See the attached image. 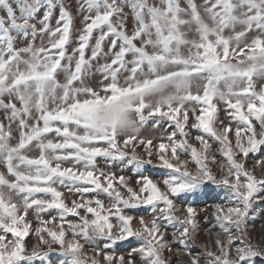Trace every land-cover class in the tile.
Returning <instances> with one entry per match:
<instances>
[{
  "label": "snow or ice",
  "instance_id": "6c2138e0",
  "mask_svg": "<svg viewBox=\"0 0 264 264\" xmlns=\"http://www.w3.org/2000/svg\"><path fill=\"white\" fill-rule=\"evenodd\" d=\"M261 203L264 0H0V264H255Z\"/></svg>",
  "mask_w": 264,
  "mask_h": 264
},
{
  "label": "rangeland",
  "instance_id": "374dc122",
  "mask_svg": "<svg viewBox=\"0 0 264 264\" xmlns=\"http://www.w3.org/2000/svg\"><path fill=\"white\" fill-rule=\"evenodd\" d=\"M66 2L69 5H72V4H74L75 0H66ZM76 23H77V27L79 28L80 22H79L78 17H77ZM124 173L135 178L134 170L125 169ZM147 174L153 176V178H156V179L161 178L160 170H158V169H151ZM213 195H215V193ZM69 198H71V197H69ZM222 200H223V196L221 195L216 200L209 199L206 201H202V202L198 203L197 206L198 207H204L205 203L208 205H211L214 202H220ZM106 204H107V201H106ZM210 211H211V209L209 208V212ZM255 211L257 213L256 219L254 221H250V229L252 232V236H253V239H258V240L264 241V226H262V225H264V203H261L260 205H258L256 207ZM139 214L144 215L146 219L148 218V215L145 212H140ZM202 225L205 228H207V227L211 226V221L202 222ZM29 239L31 242L32 238H29ZM132 246L135 247L136 244L134 243ZM128 250H129V248H128L127 244H125L124 247H118L117 248V251L122 252V253H126ZM173 259H175V257H173ZM36 264H41V262L37 261ZM44 264H65V258L62 256H57L56 254H53L52 256H50L48 258L47 261L44 262ZM255 264H264V258L257 257Z\"/></svg>",
  "mask_w": 264,
  "mask_h": 264
}]
</instances>
